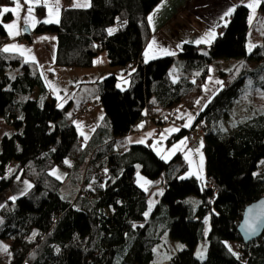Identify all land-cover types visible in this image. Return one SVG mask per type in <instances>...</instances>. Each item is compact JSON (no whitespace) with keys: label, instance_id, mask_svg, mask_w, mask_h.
I'll use <instances>...</instances> for the list:
<instances>
[{"label":"trees","instance_id":"obj_1","mask_svg":"<svg viewBox=\"0 0 264 264\" xmlns=\"http://www.w3.org/2000/svg\"><path fill=\"white\" fill-rule=\"evenodd\" d=\"M161 1L90 0L86 8L65 6L58 23H39L33 31L58 34L60 67L89 68L101 53L110 66L140 61L126 75L127 89L117 88L114 75L98 82L105 118L89 147L66 117L68 105L58 107L50 95L39 66L2 51L7 34L0 22V117L13 127L0 138V195L16 176L31 183L23 196L0 206V241L10 244L6 264H153L165 234L182 243L206 239L204 264H264V232L244 244L237 231L245 207L264 197V172H257L264 158V36L248 52L249 8L238 5L206 50L181 46L182 65L173 81L174 57L142 60L146 18ZM11 3L0 0V10ZM44 9L35 7L37 13ZM258 9L264 13V0ZM217 59L236 62L219 71L221 86L191 129L170 138L203 125L207 184L201 188L198 178L187 175L182 153L165 161L149 143L130 145L123 138L139 130L145 115L159 127L179 105L193 109ZM231 110L235 117L225 127ZM11 162L16 175L7 177ZM55 168L79 178L69 197ZM137 173L163 176L164 192L147 216V193L137 185ZM206 216L210 227L204 236ZM197 262L189 250L167 264Z\"/></svg>","mask_w":264,"mask_h":264},{"label":"crops","instance_id":"obj_2","mask_svg":"<svg viewBox=\"0 0 264 264\" xmlns=\"http://www.w3.org/2000/svg\"><path fill=\"white\" fill-rule=\"evenodd\" d=\"M74 2L78 6L77 8L88 7L83 6L85 4L90 5V0H81L82 5H79V0H65L62 4H60V6H58V8L57 4L48 3L47 9L44 11L49 12V6H51L52 14L50 16H44L37 13L35 10L37 4H33L31 5L32 14L31 17H29V3H27L26 0H19L20 7L17 10L18 15L14 12L3 13L0 15V22L3 24L7 34V39L2 48L8 45H18L21 46L22 50H25L23 55L20 54V51H12L11 53H17L22 56L25 62H33L39 66L45 85L50 95L55 99L56 103H58L60 97H58V95L51 90L49 82L54 80L56 77H60L62 80L69 82L70 88L63 95H60L62 97L61 102H65L64 105L68 104L69 109L73 107L76 101V99H72L71 95L74 88L77 86L80 87L82 84L96 86L97 95L93 96V99L87 94L81 97L83 102L76 107L69 117L77 133L81 134L85 138H88L85 140L81 137L80 142H82V144L86 147H89V142H91L92 136L95 134L99 125H101L105 118L103 107L99 100L100 89L98 82L107 77V74L114 75L116 78H119L121 71L119 73L115 70V68H108L106 66V63L108 62H105L108 61L106 56L104 58L106 60H103L104 64L100 66L103 70H99L97 68L99 60L96 58L93 65L89 68H69L57 66L55 64V55L58 34L33 33L35 27L39 23H44L43 21L45 20H52L53 22H50V24L58 23L62 9L65 6H73ZM251 2L252 0H162L147 15L146 20L149 29V38L142 50V60L144 62H149L158 58L174 57L175 62L169 69V77L171 80L176 81L178 79V69L182 65V62L177 58L181 46L189 43L196 45L198 48L200 46H205V48L201 51L206 50L217 38L219 29L227 25L232 12L234 11L233 9L241 4L248 7V4ZM3 7L14 8L16 5L14 3L4 4L2 5L1 10ZM258 7L259 4L255 8V12H253L252 8L248 7V22L250 25L247 40L248 52L258 45L256 42L258 41L260 35L255 34L256 24L258 19L262 17V12L259 11ZM229 12H231L230 15L227 14ZM150 16L152 17L151 21L149 20ZM57 20L58 22H56ZM26 21L29 22L26 23ZM12 24H15L16 27L11 31H18V35H9V30L6 26ZM26 27L29 28L30 33H26ZM208 33H213L210 38V42L197 43V41H201ZM28 35L30 36V40L27 39ZM169 53L175 54L171 55ZM32 57H35V59H31ZM235 62L236 61L217 59L211 63L210 75L203 85L202 95L198 99L199 103L196 102L194 106L195 111L197 110L200 112L213 94H215L220 88L221 83H218V81L221 82L218 75L219 71L228 70ZM84 107L88 108V112L82 115L80 112ZM192 112L193 111L186 106L179 105L175 109V115L167 124L157 127L152 121H140L139 130L136 133L127 135L123 138V140L132 145L149 143L154 150L158 148L167 150L166 148L169 149L175 147L171 154L173 155V153L176 154L177 152L183 154L189 165V173L191 171V161L200 157L202 148H189L186 136V140H184L183 144H181V141L172 144L169 139L174 133L183 128L191 129L195 120L194 116H192ZM167 151L164 153V156H166ZM157 153L160 154L159 151H157ZM68 164L70 166L72 165V162H68ZM57 171L59 173H66V177L64 178H61L55 173L56 177L64 182L71 173L70 170L67 171L58 169ZM189 175L197 177L194 173ZM203 176L204 181L207 182L206 174L204 173ZM78 188L79 186L77 189ZM0 264H3V262L1 261Z\"/></svg>","mask_w":264,"mask_h":264},{"label":"rangeland","instance_id":"obj_3","mask_svg":"<svg viewBox=\"0 0 264 264\" xmlns=\"http://www.w3.org/2000/svg\"><path fill=\"white\" fill-rule=\"evenodd\" d=\"M65 0H59V6L60 4H62ZM48 3H55L57 4V0H47V5ZM81 0H79V5L81 4ZM67 4V2H66ZM65 4V5H66ZM47 5H45V0H40V3L37 4L36 6H44L45 9H47ZM73 6H77V4L74 2ZM44 9V10H45ZM43 13H39L40 15H44V16H50L48 11H44ZM45 12V13H44ZM254 32V31H253ZM253 34V33H252ZM257 35H260L258 38V41L256 42V44L261 43L262 42V38L264 36V13H262V17L258 19L257 24H256V33ZM105 54L101 53L99 54L98 57H96V59L99 60V62L97 64L98 65V69L99 70H103L102 67H100L101 65L104 64L103 60L105 58ZM101 58V59H100ZM103 62V63H102ZM108 62V61H105ZM108 68H115V70H117V72L121 73L119 74V78H117V88L119 90H125L128 88V78L126 77L125 74V70L123 69V67L121 66H110V64L108 65V63H106ZM123 73V74H122ZM118 75V74H117ZM107 76H109V74H107ZM105 77V76H104ZM103 77V78H104ZM48 80H49V76H48ZM193 80V79H192ZM54 81V82H53ZM49 87L51 88V90L56 93L58 95L59 100L57 103L58 107H64L67 105H64L65 102H61L62 97L60 95H63L69 88V82L62 80L60 77H56L54 80H52L51 82H49ZM89 95L92 97L97 95V88L95 85H91L88 86L87 84H82V86L80 87H76L74 88V91L71 93L72 95V99H76L74 105L72 108L66 110V116L70 117V115L72 114V112L76 109V107L81 104L83 102V100H81V97L85 96V95ZM214 95V94H213ZM212 98V97H211ZM210 98V99H211ZM209 99V100H210ZM78 100V101H77ZM208 103V102H207ZM206 103V104H207ZM64 105V106H63ZM206 106V105H205ZM204 106V107H205ZM176 109V108H175ZM175 109L172 111V115L171 117L173 118V116L175 115ZM204 109V108H203ZM192 112V116H194V118H196V116L198 115L199 111H195L194 109H190ZM104 111V109H103ZM104 115H105V111H104ZM191 116V115H190ZM233 117H235L233 110L230 111V117H228L224 122H223V126L228 127L231 125L232 119ZM149 121H151L149 119ZM147 120V122H149ZM196 129H198V131H201L202 135H203V125L202 124H198L195 126ZM13 130V127L10 126L9 124H7L1 117H0V138L3 134H6L10 131ZM80 137H82L83 139L87 140L88 138L83 137L81 134H79ZM187 137V144L189 146V142H188V134L185 135ZM185 136H182L181 138H179L176 141L171 142L172 144L177 143L179 141H184ZM170 140V139H169ZM133 143H138V142H133ZM145 143V142H144ZM147 144V143H146ZM132 145V144H130ZM157 147V145H156ZM201 148V147H200ZM162 149V148H158L155 149V151H159V156L163 158L164 153L167 151L166 156H164V160L165 161H169L173 155L175 153H173V155L171 154L172 151L175 149V147L172 148H166ZM201 155L200 157L194 159L191 161L190 163V172L187 173V175L194 173L195 175H197L199 182H200V186L201 188L206 187V181H204V173H205V154L203 152V150H201ZM172 156H171V155ZM170 155V156H169ZM169 157V158H168ZM59 168H55L53 171V174L56 176V174L58 176H60L61 178L66 177V173H59L57 170ZM69 171V170H67ZM257 172H264V158L260 160L259 162V168L257 170ZM56 173V174H55ZM11 175H16V166L14 165L13 162L9 163L6 168H5V176H11ZM137 177V185L142 188L146 193H147V198H148V208L146 211V214L149 215L152 210L154 209L155 205L158 203V201L160 200L163 192H164V188H163V176L161 175L160 177L156 178V179H147L146 177H144L142 174L137 173L136 175ZM196 177V178H197ZM78 176L77 175H69L68 178H66V181L64 182V186L62 188V192L67 195L69 197V195L72 194V191H76L78 184H79V180H78ZM28 185H31V183H29L27 180L25 179H20V177H15L13 179L12 184L10 185V187L3 192L0 195V206L5 203L8 200H12L11 197H16V199L18 197L23 196L31 187H28ZM216 192V190H214ZM195 199V197H194ZM145 214V215H146ZM146 215V216H147ZM209 217L206 216L203 220V235L206 236L208 231H209ZM0 246H6L7 247V251H4L2 247H0V263L1 261L3 262V264H6V260L9 258V241L8 240H1L0 241ZM180 246H183L182 248ZM191 250V253H195V256L198 259V264H204L205 262V257H206V251H207V241L206 239H200L199 241L195 242V243H191V242H186V243H182L178 240H175L173 238H171L168 234H165L162 240V243L160 245H158L155 248V259L153 264H167L173 255L179 253V255L181 256L184 251H189ZM199 252H203L204 256L203 258H201L200 256L197 255V253Z\"/></svg>","mask_w":264,"mask_h":264},{"label":"water","instance_id":"obj_4","mask_svg":"<svg viewBox=\"0 0 264 264\" xmlns=\"http://www.w3.org/2000/svg\"><path fill=\"white\" fill-rule=\"evenodd\" d=\"M25 31L30 33L27 27ZM237 231L244 244L262 237L264 232V197L245 207Z\"/></svg>","mask_w":264,"mask_h":264},{"label":"snow or ice","instance_id":"obj_5","mask_svg":"<svg viewBox=\"0 0 264 264\" xmlns=\"http://www.w3.org/2000/svg\"><path fill=\"white\" fill-rule=\"evenodd\" d=\"M26 2L29 3V5H30V7L28 8V14H29V17H31V14H32V6L31 5H33V4H39L40 3V0H26ZM259 2H260V0H252V2L248 4V7L249 8H252L253 9V12H255V8L259 4ZM13 3L16 5V7H14V8L3 7L2 10H0V15H2L3 13H8V12L17 13L18 8L20 7L19 0H13ZM45 5H47V0H45ZM58 6H59V0H57V8H58ZM83 6H89V5L85 4ZM49 14L50 15L52 14L51 6H49ZM227 14L230 15L231 12H229ZM17 15H18V13H17ZM151 19H152V17L150 16L149 17V20L151 21ZM28 22L29 21H26V23H28ZM43 22L44 23H50V22H53V21L52 20H45ZM56 22H58V20ZM15 27H16L15 24L7 25L6 26V28L9 30V35H18L19 34L18 31L17 32H12L11 31ZM108 31H109V34H111L114 31V29H109ZM212 35H213V33L206 34V36L201 41H197V43L210 42V38L212 37ZM2 51L3 52L20 51V54L23 55V53H24L25 50H22L21 49V46H18V45H8V46H5L2 49ZM26 51H30V50H26ZM169 54L174 55L175 53H169ZM31 59L34 60L35 57H32ZM218 83H222V82H219L218 81ZM197 103H199V101H197ZM186 126H188V125H186ZM183 143H184V141H181V144H183ZM28 187H31V185H28ZM11 199L12 200H15L16 197H11ZM0 247H2L4 251H7V247L6 246H0ZM180 247L182 248L183 246H180ZM197 255L200 256L201 258H203L204 253L203 252H199V253H197Z\"/></svg>","mask_w":264,"mask_h":264},{"label":"built area","instance_id":"obj_6","mask_svg":"<svg viewBox=\"0 0 264 264\" xmlns=\"http://www.w3.org/2000/svg\"><path fill=\"white\" fill-rule=\"evenodd\" d=\"M224 31H225L224 28H220V29H219V33H220V34L224 33ZM204 48H205V46H200L198 49H199V50H202V49H204ZM138 62H140V61L136 60V61H134V62H128V63H126V65H125L123 68L126 69V70H127V69H130L131 67H133V66H134L136 63H138ZM87 112H88V108H87V107H84V108L81 110L80 114L84 115V114H86ZM73 118H75V117H73ZM149 119H150V118L148 117V115H145V116L142 118V120L145 121V122H147V120L149 121ZM188 137H189V138H188L189 147L192 148V149L197 148V147L199 146V144L201 143L202 139H203V135H202L201 131H198V129L192 130V131L189 133ZM106 179H107V175H106V173H105L104 171H101V173H100V180H101V183H104Z\"/></svg>","mask_w":264,"mask_h":264}]
</instances>
